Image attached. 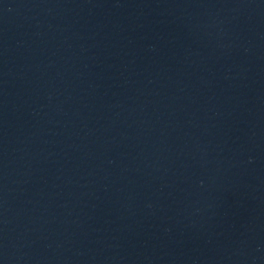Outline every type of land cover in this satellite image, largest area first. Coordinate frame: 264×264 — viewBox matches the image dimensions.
I'll list each match as a JSON object with an SVG mask.
<instances>
[{
    "label": "water",
    "instance_id": "1",
    "mask_svg": "<svg viewBox=\"0 0 264 264\" xmlns=\"http://www.w3.org/2000/svg\"><path fill=\"white\" fill-rule=\"evenodd\" d=\"M0 264H264V0H0Z\"/></svg>",
    "mask_w": 264,
    "mask_h": 264
}]
</instances>
